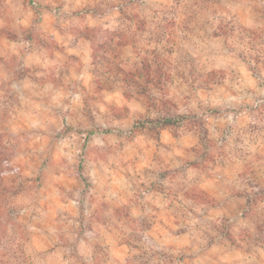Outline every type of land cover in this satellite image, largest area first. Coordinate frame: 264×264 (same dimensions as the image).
<instances>
[{"label": "clouds", "instance_id": "1", "mask_svg": "<svg viewBox=\"0 0 264 264\" xmlns=\"http://www.w3.org/2000/svg\"><path fill=\"white\" fill-rule=\"evenodd\" d=\"M0 264H264V0H0Z\"/></svg>", "mask_w": 264, "mask_h": 264}]
</instances>
